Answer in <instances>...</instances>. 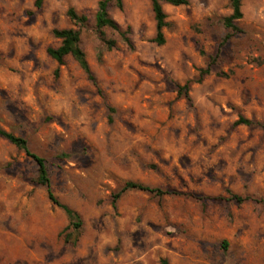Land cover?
<instances>
[{
  "label": "rangeland",
  "instance_id": "1",
  "mask_svg": "<svg viewBox=\"0 0 264 264\" xmlns=\"http://www.w3.org/2000/svg\"><path fill=\"white\" fill-rule=\"evenodd\" d=\"M99 1L0 0V126L45 160L54 196L83 222L65 242L69 220L35 184L36 163L0 138V264H264V0H242L234 33L230 0L162 3L161 46L150 0H122L109 14L132 49L105 29L112 50ZM69 9L88 18L95 84L46 53L53 30L75 27ZM188 81L190 100L178 98ZM128 181L217 200L131 191L112 203Z\"/></svg>",
  "mask_w": 264,
  "mask_h": 264
},
{
  "label": "trees",
  "instance_id": "2",
  "mask_svg": "<svg viewBox=\"0 0 264 264\" xmlns=\"http://www.w3.org/2000/svg\"><path fill=\"white\" fill-rule=\"evenodd\" d=\"M151 2V10L153 13V18L155 22V37L152 42L161 46L165 42V38L163 35V29L167 26L166 23V13L163 10L162 3H166L170 6H184L188 4L187 0H150ZM241 2L242 0H230L231 4V14L223 19V25L226 29L231 30L233 33L238 31L236 26V22H238L242 18L241 12ZM41 0H37L36 6H39ZM116 6L118 9H122L123 2L122 0H100L97 5V10L94 15V23L95 28L97 30L98 36L101 41L106 46L107 50H112L116 47V41L112 39H107L104 30L108 29L112 32L118 34L123 43L129 48L132 49V43L130 39L131 28L127 26L123 29L113 18H111L109 14V9L111 6ZM67 16L74 22V28L62 29V30H53V36L60 40V44L56 48H48L46 53L47 55L54 60L58 67L64 64V59L70 56L82 69V71L87 76L88 80L95 84V79L90 70L88 62L86 60L85 54L80 46V35L81 29H83L87 23L88 18L84 14L77 13L73 9H69L67 11ZM59 73V68H56L54 71V76L57 77ZM210 74V66H207L205 69L200 70V76L196 80V82H200L202 77ZM190 82L188 81L185 85H177V97L184 98L186 100H190L188 96V90L190 86ZM236 126L243 125L250 127L254 125V123L250 120L239 118L235 122ZM0 138L6 140L11 145H13L18 150H21L25 153V155L31 158L37 165V176L35 179V184L37 186H42L46 190L47 198L50 203L58 208H60L69 220V225L67 226V230H71L68 236L64 239L65 242H76V237L79 236L81 229L83 227V222L81 220L80 215L69 208L68 206L62 204L53 194V191L50 187V180L48 169L46 166L45 160L38 156L37 154L31 152L28 147L27 141L20 137L16 136L10 132L5 131L0 126ZM62 155L61 157H63ZM141 192L147 195H152L155 197H164V196H185L195 200L203 201V200H217L214 197H205V196H197L193 194H184L175 190L169 189H161L151 187L149 185H145L139 182H126L118 192L113 195L112 203H115L124 193L126 192ZM230 194V192H229ZM251 197H240L238 195H230V200L235 201L237 203H242L247 200H251ZM255 200V199H254ZM260 201V200H259ZM264 203V201H260ZM223 248L227 247V244L222 243ZM161 264H169L166 260H162Z\"/></svg>",
  "mask_w": 264,
  "mask_h": 264
}]
</instances>
